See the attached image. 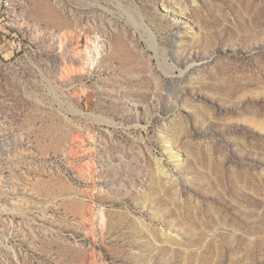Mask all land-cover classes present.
I'll use <instances>...</instances> for the list:
<instances>
[{"label": "rangeland", "instance_id": "374dc122", "mask_svg": "<svg viewBox=\"0 0 264 264\" xmlns=\"http://www.w3.org/2000/svg\"><path fill=\"white\" fill-rule=\"evenodd\" d=\"M0 264H264V0H0Z\"/></svg>", "mask_w": 264, "mask_h": 264}, {"label": "bare ground", "instance_id": "6f19581e", "mask_svg": "<svg viewBox=\"0 0 264 264\" xmlns=\"http://www.w3.org/2000/svg\"><path fill=\"white\" fill-rule=\"evenodd\" d=\"M59 38H60V40H62L63 35L61 34V37L59 36ZM64 38H65V34H64ZM101 47H102V44L96 38L87 37V40L84 43V57H85V60L87 61V63H90L91 60H93L94 62L98 61V59L101 57L102 50H103V49H101ZM82 70H84V69H82V67L78 68V67H75V65L71 64V65L66 67V69L64 70L65 74H63V75L66 76V75H69L71 73H78L79 74Z\"/></svg>", "mask_w": 264, "mask_h": 264}]
</instances>
